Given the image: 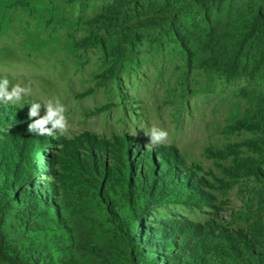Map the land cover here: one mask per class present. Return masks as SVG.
<instances>
[{"label": "rangeland", "instance_id": "rangeland-1", "mask_svg": "<svg viewBox=\"0 0 264 264\" xmlns=\"http://www.w3.org/2000/svg\"><path fill=\"white\" fill-rule=\"evenodd\" d=\"M245 7L0 0V79L32 89L0 101V264H130L138 224L158 264H264V81L210 68ZM48 100L67 133L27 131Z\"/></svg>", "mask_w": 264, "mask_h": 264}, {"label": "trees", "instance_id": "trees-1", "mask_svg": "<svg viewBox=\"0 0 264 264\" xmlns=\"http://www.w3.org/2000/svg\"><path fill=\"white\" fill-rule=\"evenodd\" d=\"M191 5H195L198 8L203 9L206 12L207 20L211 17V12L225 11L230 14L234 7V2L237 0H185ZM244 2L245 8L234 18L231 16L226 20H230L234 25H238V31L227 37L231 45V49L225 54L223 62L215 63V59H212L210 68H219L222 72L228 76H239L246 73L248 66L252 60L255 63L252 66V71L257 79L264 81V0H238ZM227 14V15H229ZM222 16V15H221ZM233 17V18H232ZM225 49V46L221 47ZM252 49L255 50L253 53ZM227 50V49H226ZM225 50V51H226ZM216 60L217 57H216ZM5 203V202H3ZM2 203H0L1 206ZM1 208V207H0ZM133 217L138 218L136 213L133 211ZM134 230L132 234L127 235V240L131 245V248L137 249L138 246H143L141 255L138 252L130 251V264H158L163 256L158 254L153 255L152 249L155 247H161L152 238H148L146 241H138L136 239L139 228ZM121 227V226H120ZM154 241V242H153ZM153 242L154 244H151ZM146 247L149 249L146 250ZM170 257V255H169ZM168 257V258H169ZM30 257L19 258L24 264H33L28 259ZM174 263V262H173ZM164 264H172L168 261ZM175 264V263H174Z\"/></svg>", "mask_w": 264, "mask_h": 264}, {"label": "clouds", "instance_id": "clouds-1", "mask_svg": "<svg viewBox=\"0 0 264 264\" xmlns=\"http://www.w3.org/2000/svg\"><path fill=\"white\" fill-rule=\"evenodd\" d=\"M31 92V87H21L17 84L10 88V81L7 78L0 79V101L3 103L18 104ZM42 106L45 109L43 116H41ZM65 112L66 108L59 100L55 103L48 100L43 105L33 101L29 106L28 119L31 123L28 124L27 131L40 136H53L57 132L63 135L68 132V121ZM48 125H51V127L49 128ZM145 135L149 137V143L145 144L144 147L149 149L166 144L169 139L168 132L157 127H152Z\"/></svg>", "mask_w": 264, "mask_h": 264}]
</instances>
